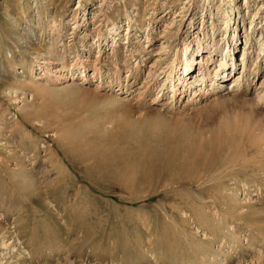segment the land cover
I'll return each mask as SVG.
<instances>
[{"label": "rangeland", "instance_id": "374dc122", "mask_svg": "<svg viewBox=\"0 0 264 264\" xmlns=\"http://www.w3.org/2000/svg\"><path fill=\"white\" fill-rule=\"evenodd\" d=\"M247 31L250 90L160 93ZM262 32L264 0H0V264H264Z\"/></svg>", "mask_w": 264, "mask_h": 264}, {"label": "bare ground", "instance_id": "6f19581e", "mask_svg": "<svg viewBox=\"0 0 264 264\" xmlns=\"http://www.w3.org/2000/svg\"><path fill=\"white\" fill-rule=\"evenodd\" d=\"M247 4H248V2H247ZM256 15L257 14H255V17H256ZM231 21H232V18L229 19V21H228L227 30L224 31V35L231 32V28H232V26L230 25ZM253 23H254V21L251 22V26L253 25ZM189 26H192V24L190 23ZM215 27L216 26H212V29H215ZM250 29H251V27H250ZM248 32L249 31H247L245 33L246 34V36H245L246 44L244 47L242 59H241V61L238 62V60H237V63L233 62L232 64H230V62L227 61V58H226L227 56H229V52L225 53V50L220 48L218 45H216V48L214 49V51H210V49H208V47L204 48L203 47L204 44H202V42L199 41L198 42V49H200V50L208 49L207 51L208 52L210 51L205 56L206 57L205 62H204V59H200L199 62H197V63L192 58L187 59V60L184 59V61H181L183 66H184V75H183V73L180 74V72H179L182 68V66L180 67L181 62L180 63L178 62L177 64H175V63L167 64V66L165 68H162V71L160 72L161 75L164 74L167 76L163 79V84H162V86L165 89L164 88L160 89V93L162 92L164 95V91L168 88L169 84H170V87L172 88L173 97H176L178 92H180L182 94V93H186L189 90H192V88H194L193 96L189 97L188 102H187L189 104V103H194L195 101H197L196 98L198 99L199 96H205L206 93H208L210 95H216L217 96V94L219 92H222V88L225 86V83L231 81L232 79H233V82L231 84L233 85V91H231L230 93L240 92V91L241 92H244V91L247 92L248 90H250L251 77L253 79H255L259 75V71L257 69H252L253 67H251V65H252L251 61L252 60L250 59L251 56L249 55L250 54L249 50L253 48L252 43L254 40H253L252 35H250ZM233 33H234V37L232 39L233 40L232 43L230 44L229 42H227V44H226L227 48H228V46H230L229 49L233 48L232 52H230V55H232V53L234 51V47L236 46V43H235L236 31H234ZM254 33H256V29H254V31L252 32V34H254ZM206 34H208V33L206 32ZM178 35H180L179 32L168 33L165 42H163L161 45V48H159L160 50L157 54V57L161 56V55H167L168 54L167 50H169V52H170L173 49H177V47L180 45V43L175 42V41H177L175 39ZM261 35L263 36L264 32H262ZM206 36H205V38H206ZM172 40H174V41H172ZM171 41L173 42V44L171 43L172 45H169V43ZM261 45L263 46L264 42ZM187 49L190 50L191 47L189 46ZM188 50L186 51V55H187ZM213 53H216L217 56H218V54L221 55L222 58L221 59L216 58L215 57L216 54L213 55ZM160 60L165 61L166 59H159V61ZM198 65L200 66V68L197 70L198 74H196V66H198ZM230 68H232V70L234 72L236 71V73L233 74V71L231 74L228 73V69L230 70ZM166 73H168V75ZM93 77H94V75H93ZM176 77L179 78L178 79L179 85H180L179 87H178V84H175ZM58 78L59 79H70V80L75 79L74 77L73 78L66 77V76L62 75V73L58 76ZM210 80L212 81V84L208 88V82ZM180 87H182V90ZM155 101H157V100H155Z\"/></svg>", "mask_w": 264, "mask_h": 264}]
</instances>
